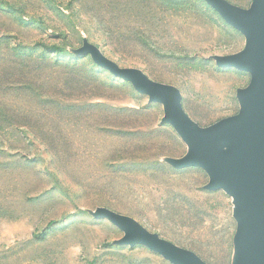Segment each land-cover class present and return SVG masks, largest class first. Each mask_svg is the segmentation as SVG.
Instances as JSON below:
<instances>
[{"label":"rangeland","instance_id":"obj_1","mask_svg":"<svg viewBox=\"0 0 264 264\" xmlns=\"http://www.w3.org/2000/svg\"><path fill=\"white\" fill-rule=\"evenodd\" d=\"M246 47L205 0H0V264H172L118 244L125 233L101 209L205 264H235L233 197L174 164L190 150L163 104L92 52L177 89L207 128L240 112L252 76L216 58Z\"/></svg>","mask_w":264,"mask_h":264},{"label":"water","instance_id":"obj_2","mask_svg":"<svg viewBox=\"0 0 264 264\" xmlns=\"http://www.w3.org/2000/svg\"><path fill=\"white\" fill-rule=\"evenodd\" d=\"M247 39L244 52L216 58L219 68L247 71L252 79L238 92V115L201 128L182 110L177 89L153 82L141 71L123 69L94 50L92 57L117 78L130 82L150 102L164 106L163 124L171 125L188 146L179 167H200L209 175L207 189L226 190L236 206L235 264H264V0H253L242 10L225 0H205ZM98 216L125 233L120 245L142 244L172 264H205L194 253L179 248L136 221L101 209Z\"/></svg>","mask_w":264,"mask_h":264},{"label":"trees","instance_id":"obj_3","mask_svg":"<svg viewBox=\"0 0 264 264\" xmlns=\"http://www.w3.org/2000/svg\"><path fill=\"white\" fill-rule=\"evenodd\" d=\"M51 51H59V48L56 47H47Z\"/></svg>","mask_w":264,"mask_h":264}]
</instances>
